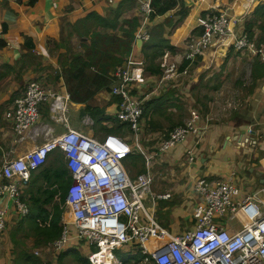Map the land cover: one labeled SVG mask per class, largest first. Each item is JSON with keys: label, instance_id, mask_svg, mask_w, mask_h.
<instances>
[{"label": "crops", "instance_id": "1", "mask_svg": "<svg viewBox=\"0 0 264 264\" xmlns=\"http://www.w3.org/2000/svg\"><path fill=\"white\" fill-rule=\"evenodd\" d=\"M118 1L120 0H36L30 5L27 4V0H0V167L5 160L21 157L45 140L42 133L32 138L28 131L23 138L15 141L16 136L11 122L13 99L22 93L25 84L31 80L58 90L65 88L70 94L67 83H64L67 70L72 64L70 61L80 54L83 60L88 62L85 55L89 49L88 44L92 41L87 36L85 45H82L79 35V32L83 30L86 15L91 11L104 15L109 9L114 8ZM263 5L264 0H176L172 9L149 20L146 29L150 30V37L141 39V42H137L135 37L130 54L143 60L147 66L149 53L155 48L153 44L159 38H166L172 48L164 52H167L169 60L179 62L180 67L185 60L186 41L200 32L197 19L212 11L213 8H222L229 13L231 28L235 32L245 31L246 23L250 22L251 35L245 32L256 42L264 43V39L259 42V39L264 36L262 35ZM181 9L184 10L183 14L179 13ZM120 16L121 19L127 20L134 16L141 17L140 7L135 4H126ZM88 21L91 30L110 34V30L102 29L99 25L92 24L91 20ZM127 27L128 24L124 28ZM111 35L116 38H125L119 23ZM80 41L83 48L80 46ZM230 41L229 37L215 38L205 51L199 53L192 63H188L187 73L182 79L168 80L166 85L170 86L167 89L169 93L164 97H161V93L150 94V91L145 94L146 89L153 88L161 79L160 75L153 74L147 69L145 70L146 83L138 90L144 101L154 100L151 112L147 116L143 114V123L144 129L149 127L151 130L152 136L149 139H155L176 125L182 124L181 116L186 113L179 112L174 123L170 114L181 109L188 111L189 102H198L199 98H204L207 103V107L205 106L207 113L211 114L213 103L225 91L222 73H226V69L234 65L232 74L235 82L243 78L241 77L243 70L250 73V80L242 82L244 89L241 87L238 89L234 85L235 82L232 83V80H229V85L236 86L235 90L241 93L236 103L228 104L229 107L231 104L234 105L230 120L208 125L196 132H189L182 141L176 142L168 150L159 151L156 148L149 151L155 153L151 163L152 190L154 193L169 192L171 194L168 199L157 200L154 215L160 224L173 233H181L193 228L191 204L197 199L193 185L197 177H205L210 182L228 181L241 190L242 197L252 196L258 192V197L264 201V197H261L263 194H260L262 192H259L264 190V75L254 77L252 72L256 61L263 65L264 63L245 52H235ZM112 42L113 39L105 46L108 50H111ZM100 43L99 40L96 47ZM83 53L85 54L82 55ZM124 62L117 65L110 75ZM95 73L92 65L85 64L81 72L82 76L69 79L77 84L80 78H85L84 86L79 87L76 92L82 94L85 86L89 87L93 92L92 104L99 105L104 109V114L112 117L114 121L103 120L101 124L105 127L99 129L88 112L82 113L86 105L85 101H74L70 97L67 104L68 126L100 139L108 133L107 128L117 126V97L111 95L110 90L118 80H113L110 90L96 87L97 82L93 79ZM213 91H215L214 95ZM216 94L219 96L215 97ZM75 96L81 97L78 94ZM157 97L160 98L156 99ZM159 109H162L161 113ZM85 114L93 119V124L82 123V117ZM78 120L80 123L77 122ZM39 122L48 124L53 135L66 130L62 123L52 118L47 103L40 106ZM162 123L169 124L170 129L163 131ZM188 150H191L189 154L192 153V160H189ZM57 151H53L48 156L49 159ZM140 159L131 164L123 162L129 176L134 177L143 172L140 171L144 170L143 156ZM247 184L253 186L255 190H249ZM4 206H7L9 216L0 242V264H13L15 255L12 254L13 246L9 234L13 232L18 219L12 200L7 196H0V209ZM238 214L235 218L237 223L231 222L233 219L227 217L226 220H222L230 232L243 226L240 224L241 214L240 216ZM63 215L65 216V213ZM21 235L19 233L17 236ZM23 244L25 245L21 246L29 251H33L34 248L40 249V256L44 261L48 260L49 264H64L67 256L72 258L75 256V259L82 264L76 253H66L71 248L81 253L76 241H71L68 249L62 252L63 254L59 253L60 255L54 252L50 243L46 247L44 244L35 247L31 240ZM47 253L53 257H46Z\"/></svg>", "mask_w": 264, "mask_h": 264}, {"label": "built area", "instance_id": "2", "mask_svg": "<svg viewBox=\"0 0 264 264\" xmlns=\"http://www.w3.org/2000/svg\"><path fill=\"white\" fill-rule=\"evenodd\" d=\"M134 1L141 10L136 38L144 39L149 36L146 25L152 0ZM197 22L200 32L189 37L185 44L184 59L189 63L217 37H229L235 52L244 50L264 63V43L256 42L245 31H233L226 10L213 8L199 16ZM159 62L162 75L154 91L161 89L169 79H181L187 73V67L178 70L179 62L169 60L167 52ZM144 65L143 60L130 54L114 71L118 81L110 90L111 95L118 98L116 121L133 133L134 143L119 134L107 133L98 139L70 128L69 92L36 80L28 81L22 93L13 99L11 122L15 141L28 131L32 138L42 133L45 140L23 156L3 162L0 196L12 200L17 219L26 215L29 209L20 199L23 185L51 152L59 150L72 179L65 191L61 234L50 243L56 254L64 252L71 241H76L79 246L86 242L83 249L89 264H264V201L258 197V192L242 197L235 184L197 177L193 184L197 199L191 204L192 229L173 233L155 218L157 200L168 199L171 194L152 192L151 163L155 153H145L137 146L144 132V98L138 93L146 83ZM43 103L48 104L52 118L66 127L64 132L53 135L48 124L39 122ZM198 121L200 115L192 111L185 124L174 127L162 140L159 151L168 150L187 133L198 131ZM82 123L91 125L93 119L85 114ZM133 148L142 152L144 171L131 177L123 162ZM190 152L188 150L187 154ZM192 159L191 153L189 160ZM259 192L264 194L263 189ZM145 199L150 209L145 207ZM67 212L69 220L63 215ZM238 213L243 215L245 223L234 232L217 220L235 219ZM8 216L7 206H4L0 209V242ZM118 252L124 258L119 257Z\"/></svg>", "mask_w": 264, "mask_h": 264}, {"label": "trees", "instance_id": "3", "mask_svg": "<svg viewBox=\"0 0 264 264\" xmlns=\"http://www.w3.org/2000/svg\"><path fill=\"white\" fill-rule=\"evenodd\" d=\"M35 1L36 0H27V4L32 5ZM175 3L176 0H152V11L149 13L148 23L149 20H152L156 16L162 15L166 11L172 9ZM126 4L137 3H135L134 0H120L115 4L114 8L109 9L104 15L95 11H91L86 15L83 30L79 32V35L81 37L82 45H85L87 36H89V40L91 39L92 41L88 44L89 49L85 55L88 62H85L83 57L78 54L74 60L70 61L72 64L69 66L66 73L67 77L64 79V83H67V86L70 89V97L72 100L85 101L86 105L83 108L82 113L88 112L97 123V127L99 129L105 127L101 124L103 120L112 119V121H114V119L104 114V109L100 108L99 105L92 104L91 99L93 98V92L90 91L89 87L87 89L85 88L84 92L80 94L79 92H76V90H79V87H77L75 83H72L69 78H78L82 76V69L85 67V64H89L92 65L96 71L93 77L94 81L97 82L95 83L96 87H104L106 90H110L113 80L117 79L114 75V72L111 75L110 72H112L117 65L122 64V62H124L130 55L133 40L136 37L138 28L141 25V17L139 16H134L128 20L120 18L121 13L124 11V7H126ZM262 9H264V5ZM179 13L183 14L184 10L181 9ZM88 20H91L92 24L99 25L102 29L110 30V34L107 35L106 33H100L96 30H91L92 28ZM118 23L120 24V28L125 33V35H123V38L125 37L124 39L116 38L115 36L111 35ZM123 24L125 25L122 26ZM127 24L128 27L124 28L127 26ZM251 26L252 25L250 22L246 23L245 31L248 34H250ZM262 31V35H264V30L262 29ZM148 33L150 37V30ZM250 38H252V36H250ZM112 39V48L111 50H108L105 46ZM262 39H264V36L259 39V42H261L260 40ZM99 40L101 43L98 47H96L99 43ZM81 41L80 46L82 47ZM153 47L155 48L149 53L145 70L147 69L149 72H152L156 75H162L159 59L165 53L164 50H170L172 45H170L166 38H159L156 40L155 44H153ZM84 54L85 53L82 55ZM188 63V60H184L178 70H182L185 68V66L187 67ZM263 67L264 65L262 63L256 61L252 70L253 76H263ZM178 79L176 80L178 81ZM156 84L157 83H155V85ZM166 84H168V82H166L164 86L158 91V93L161 91V97H164L167 95V93H169V90L167 89H169L170 86L168 87ZM75 94L81 95V97H76ZM158 98L160 97H157L156 99ZM153 101V99H148L142 103L143 114L146 116L151 112V108L154 107ZM161 110L162 109H159L158 111L161 113ZM123 129V125L117 122V126L107 128L106 131L108 133H116L119 135H123L124 133V135H126L124 131L125 129ZM171 130L162 133L160 137H158L159 139L157 138L158 142L164 140L167 133L169 131L171 132ZM141 157L142 155L139 154L135 148H133V151L128 155L124 162L126 164H131L133 162L135 163L141 160ZM48 160L49 162L41 166V168L33 171L28 182L23 185L20 199L27 205L29 211L26 215L21 216L17 220L13 232L9 234L13 246L12 254L13 256L15 255L13 258V264H49V262H47L48 260L44 261L40 254L37 255L33 251L27 250L26 247L21 246V243L24 242L19 236H17L19 233H23L24 236H31L33 239L32 244L35 245V247L40 246L41 244L46 246L47 244L53 242L61 234V218L64 211L65 191L72 178L70 175V170L65 163L64 156L61 151L58 150L57 153L50 157V159L48 157ZM140 171L144 170L141 169ZM58 193L60 194L59 201H56L55 198ZM67 216L68 213L66 214V217ZM18 249L20 251L17 252ZM67 249L68 247L65 249V251ZM73 249L74 248L67 250L66 253L74 252L77 254V258L82 262V264H89L87 258L85 257L84 249L82 254ZM61 254L63 253L61 252ZM117 254L119 257L124 258L123 254L120 252Z\"/></svg>", "mask_w": 264, "mask_h": 264}, {"label": "rangeland", "instance_id": "4", "mask_svg": "<svg viewBox=\"0 0 264 264\" xmlns=\"http://www.w3.org/2000/svg\"><path fill=\"white\" fill-rule=\"evenodd\" d=\"M135 5H137V4H135ZM238 52L240 53V52H245V51L243 50V51H238ZM233 68H234V65H232L231 68L226 69V73L225 72L222 73V75L224 74L223 77H224V81H225V88H224L225 91H224V93L222 95H220L219 99H217L213 103V110L211 111V114L210 113H207V109H206L207 103H206V100L204 98H199L198 99V102H189V109H188V111L186 109H181L178 112H175V113L170 114V116L173 118V123H174V120L177 118V114L179 112H184V113H186L185 115H182V116L179 115V116H181L180 123H182L180 125L185 124L189 120L190 114H191L192 111H197L198 114L200 115V121H198V123H197L199 130H202L204 127H207L208 125H211V124L223 123V121H225L227 119L230 120V117L232 116V112L234 111V109L232 107H229L228 104L229 103H236L238 101V98L241 96V93H238L235 89H237L238 87H241L242 89H244V87L242 85V82H244L246 80L247 81L250 80V73L248 71H244L243 70L242 73H241V77H243V78L242 79H238V81L235 82V77L232 74V69ZM231 78H233V79H231ZM229 80H232V83L235 82L234 85H236L237 88H235L236 86L229 85ZM85 82H86L85 81V78H80L78 80V83L77 84L75 83V85L77 87H83L84 84H85ZM85 88L87 89L88 87L85 86ZM171 88H173V87H171ZM154 90H155L154 87L151 88V89L148 88V89L145 90V94L146 93H149V91H153L152 94H154V92L155 93H158V91H159V90H156V91H154ZM234 90H235V92H233ZM175 91H178V90H175ZM207 91H210V90L207 89ZM214 93H215V91H213V95H214ZM150 96H153V95H150ZM217 96H219V95L216 94L215 97H217ZM77 122L80 123L79 120ZM177 124H179V123H177ZM162 125H163V127L161 129L163 131H167L168 128H169L168 127L169 124L162 123ZM176 126H178V125H176ZM88 128H91V127H88ZM124 131H125L126 135H124V133H123V135L128 138L127 141L129 140L128 141L129 143H134V135H133V133L130 132L128 129H125ZM150 132H151V130H150L149 127L146 128V129H144V132H142L141 135H140V137H139V143L137 144L139 150L140 151L142 150L145 153H148V151H151V150H154L156 148H159L160 143L162 142V141L157 142L158 141L157 138H155V139H149L152 136V134ZM123 135H121V136H123ZM163 136H165V135H163ZM148 147H150V148H148ZM140 151H137V152H139V154L142 155V152H140ZM47 162H48V159L46 160V162L44 164H46ZM135 167L137 169V166H135ZM136 169H135V173H137V170ZM247 187H248L249 190H255V188L253 186L249 185V184H247ZM151 189H152V187H151ZM152 192L154 193L153 190H152ZM260 194H262V193H260ZM59 196H60V194L58 193L57 196H56V198H55L56 201H59ZM148 196L150 197V195H148ZM261 197H264V194L261 195ZM143 202H144L145 207L147 209H150V203L148 202V200L145 199V200H143ZM240 214L241 213H239L238 216H240ZM240 217H242V221L240 222V224L243 225L245 223L244 222L245 220H244L242 214H241ZM67 220H69V219H67ZM217 220L222 222V219H217ZM231 222L237 223V220L236 219H233V220H231ZM21 234L22 235L19 236V237L24 242H28L29 240H31V242L33 241V239H32L31 236H28V235L27 236H24L23 233H21ZM21 244L22 245H25L23 243H21ZM86 245H87L86 242H84L83 244H80V247L81 248H79V251L81 252V254L83 253V247H85ZM33 246H35V245H33ZM39 251H40V249H35V248L33 250L34 253L35 252H39ZM46 257L52 258L53 256L50 253H47V256ZM64 264H80V263L75 259V257L72 258L70 256H67L66 259L64 260Z\"/></svg>", "mask_w": 264, "mask_h": 264}, {"label": "bare ground", "instance_id": "5", "mask_svg": "<svg viewBox=\"0 0 264 264\" xmlns=\"http://www.w3.org/2000/svg\"><path fill=\"white\" fill-rule=\"evenodd\" d=\"M65 219H70V215L68 213V216L66 217V214H65Z\"/></svg>", "mask_w": 264, "mask_h": 264}, {"label": "water", "instance_id": "6", "mask_svg": "<svg viewBox=\"0 0 264 264\" xmlns=\"http://www.w3.org/2000/svg\"><path fill=\"white\" fill-rule=\"evenodd\" d=\"M137 42H141V38H137Z\"/></svg>", "mask_w": 264, "mask_h": 264}, {"label": "clouds", "instance_id": "7", "mask_svg": "<svg viewBox=\"0 0 264 264\" xmlns=\"http://www.w3.org/2000/svg\"><path fill=\"white\" fill-rule=\"evenodd\" d=\"M144 64H145V62H144ZM144 66H145V65H144ZM165 83H166V82H165ZM165 83H164V84H165ZM54 151H55V150H54ZM51 153H52V152H51ZM51 153H50V154H51ZM50 154H49V155H50ZM43 165H44V164H43ZM43 165H42V166H43Z\"/></svg>", "mask_w": 264, "mask_h": 264}]
</instances>
